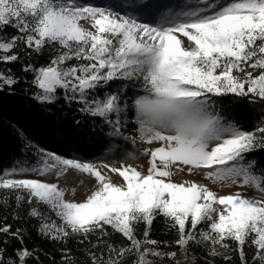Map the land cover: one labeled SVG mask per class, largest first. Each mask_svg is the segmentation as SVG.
Listing matches in <instances>:
<instances>
[{"label":"snow or ice","instance_id":"6c2138e0","mask_svg":"<svg viewBox=\"0 0 264 264\" xmlns=\"http://www.w3.org/2000/svg\"><path fill=\"white\" fill-rule=\"evenodd\" d=\"M164 6L169 7L166 13H159L160 5L151 0L133 6L143 16L159 14V22L149 23L85 0H0V31L12 27L17 32L0 37V63L18 61L15 49L20 45L36 53L45 47L55 50L47 65L23 67L33 73L35 100L75 101L82 105L80 112L110 126L109 137L133 144L138 138L151 146L137 150L146 157V168L124 162L98 167L37 147L35 165L0 173V192L9 194L0 199V207L10 196L17 208L27 202V215L40 221L38 233L53 241L79 235L81 244L91 243L89 237L98 232L92 245L97 248L109 228L128 241L119 247L107 244V259L103 252L100 257L89 252L91 264H124L125 258L131 264H155L149 256L175 261V251H161V242L149 238L157 216L177 234L163 246L175 245L185 257L190 245L201 244L207 245L208 255L221 256L216 245L229 249L231 241L240 264H248L244 249L250 241L255 248L252 264H264V170L257 172V162L246 159L264 150V120L253 131H244L225 122L214 99L231 95L264 103V0H170ZM72 60L77 63L69 66ZM120 80L141 87L144 94L136 95L131 105L121 101L119 88L98 94ZM16 83L11 69L0 71V90ZM126 110H134L138 137L122 132ZM136 158L132 152L125 157ZM70 170L95 181L80 202L66 199L75 189L46 179L66 177ZM28 173L37 178L21 175ZM185 174L236 191L220 195L194 179H174ZM244 188L258 195L249 196ZM41 205L57 219L46 216ZM140 223L145 225L142 239L135 234ZM0 234L23 244L19 228L13 232L4 224ZM5 252L0 248V264H27L34 255L27 247L7 259ZM68 259L65 252L62 260L67 264Z\"/></svg>","mask_w":264,"mask_h":264},{"label":"trees","instance_id":"16d2710c","mask_svg":"<svg viewBox=\"0 0 264 264\" xmlns=\"http://www.w3.org/2000/svg\"><path fill=\"white\" fill-rule=\"evenodd\" d=\"M17 32L12 27H7L0 31V37L8 38L16 35ZM20 55V59L13 63H0V71L7 73L11 69L12 74L17 78V83L8 88L0 90V173L6 169H11L16 165H29L38 160L36 148L54 152L60 156L69 157L78 154L85 158L95 157L111 146V139L108 132L110 126H106L99 118H92L79 111L81 104L73 101L68 104L63 98L57 99L55 103H40L33 98L37 89L31 84L32 72H24V65L31 63L34 68L47 65L55 55V50L45 47L40 53L32 52L20 45L15 49ZM76 60L69 62L76 64ZM116 81L99 91L102 97L105 93L115 91L113 87ZM97 93H92L94 96ZM216 108L225 122L235 123L244 131H253L261 121L264 120V103L259 101L250 102L247 98H236L227 96L214 98ZM79 121V125H77ZM31 144L33 147H28ZM248 161L257 162L256 171L264 170V150L257 149L249 153L246 157ZM9 194L0 192V199ZM34 206V205H33ZM29 205L25 202L20 208L15 205L14 196L9 197L7 205L0 207V226L11 225V230L15 232L18 228L22 230L23 244L19 240L13 239L10 235L0 234V248L6 249L5 259L12 256L16 249L27 247L34 250V255L27 260V264H65L62 257L67 252L69 259L67 264H91L88 253L94 252L98 257L103 252V259H107V244L117 247L126 245L128 241L119 233L108 229V235L99 241L101 247L93 248L97 243L98 232L89 237V242L81 244L79 235L70 236L66 241H53L40 235L37 231L40 221L27 215ZM41 211L52 219H57L54 213L41 205ZM18 214V218H13ZM59 222V221H57ZM204 227L203 224L200 225ZM145 225L140 223L135 226V234L138 238H143ZM176 230L171 229L163 216H157L150 229V239L161 242V251L178 253L181 249L172 245L164 247L163 242L171 243L176 239ZM7 241V243H4ZM230 244L229 249H224L221 245H216V251L221 256L212 257L208 255L207 245H190L188 254L191 264H240L239 254L233 249L236 245ZM245 245V255L248 264H252V256L255 248ZM224 255H230L231 260L225 261ZM124 264H131V260L125 258ZM162 264H175L173 260L163 259Z\"/></svg>","mask_w":264,"mask_h":264},{"label":"rangeland","instance_id":"374dc122","mask_svg":"<svg viewBox=\"0 0 264 264\" xmlns=\"http://www.w3.org/2000/svg\"><path fill=\"white\" fill-rule=\"evenodd\" d=\"M85 2H91V3L99 5V6L111 8L114 12H118L122 15L123 14L137 15V16H139V18L143 22H149V23L159 22V14L156 17H151V16H143L137 12H134L133 6L144 2V0H85ZM151 2L160 5L159 13H166L169 11V7H165L164 5H168L170 3V0H151ZM114 85L115 86L113 87V89L115 91L118 88L120 90L121 101L122 102L127 101L129 103V105H131V102L136 95H143L144 94L141 87H139V86L131 87L129 85L128 81H124V80L116 81ZM126 112H127V115L129 117H132V119H133V122L130 123V127L132 128L133 136H128V135L127 136L128 137H138V133L135 130L136 125L134 123V110L132 112H129L128 110H126ZM113 118H115V117H113ZM110 139H111V146L107 150H105L104 152H102L101 154H99L95 157L85 158V157L78 155V154H72L66 158H74V159H78L81 161L92 162L93 164L97 165L98 167H100L102 164H111L113 166L118 167V166H120L121 162H124V163L133 164L134 166L144 165L146 168V157L139 155L137 150L142 152L143 148L151 147V146L146 145V144H142L138 138L136 139L135 144H133L132 140L129 139L131 144L129 143V145L126 147V151L124 154H122L120 156H114L110 160L105 161L106 163H103L102 161L96 160V158H99V156H105L107 154L108 150H111L117 146L118 141H117L116 137H110ZM129 152L136 154L137 158L135 160L125 159L126 154ZM62 157H65V156H62ZM36 163H37V161L34 162L33 164L24 165V166H33ZM21 175H27L31 178H37L32 173L21 174ZM15 178H20V176L18 175ZM46 179L48 182L58 183L60 185V187H67L68 189H75V195L73 196L69 192L66 194V199L75 200L76 202H80V201L84 200L86 195L89 194L90 191L93 190L94 185H95V181L91 177H89L85 174H77L72 170H70L68 172L66 177H61L58 179L54 175H49L46 177ZM174 179H176L178 181L182 180V179H190V180L194 179L197 182L207 184L210 188H212L213 191H216L220 195L229 194L230 192L236 191L235 187L220 188L217 185H213L210 181L204 180L203 177L199 176V175L188 176L187 174H185L183 176L174 177ZM113 181L117 182V183L120 182L119 178L116 177L115 175H113ZM241 191L245 192L249 196L258 195V193H255L248 188L241 189ZM148 259L154 260L155 264H162L163 263V259H161L159 257L149 256ZM174 262H175V264H191V258H190L188 253H187V257H185L184 252L181 250L177 253Z\"/></svg>","mask_w":264,"mask_h":264},{"label":"bare ground","instance_id":"6f19581e","mask_svg":"<svg viewBox=\"0 0 264 264\" xmlns=\"http://www.w3.org/2000/svg\"><path fill=\"white\" fill-rule=\"evenodd\" d=\"M121 120H122V132L124 133V135L133 136L132 128L130 127V123L133 122L132 117H129L127 115V112L125 111V113H123L121 116ZM116 139L118 141L117 146L111 150H108L105 156H99V158H96V160L106 163L105 161L110 160L112 157L120 156L125 153L126 147L129 145L130 140L126 141L123 139V137H116Z\"/></svg>","mask_w":264,"mask_h":264}]
</instances>
